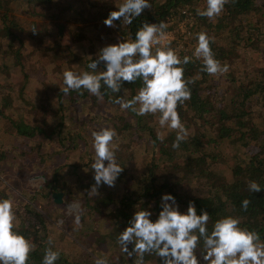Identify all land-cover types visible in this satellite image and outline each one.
<instances>
[{
    "label": "trees",
    "instance_id": "16d2710c",
    "mask_svg": "<svg viewBox=\"0 0 264 264\" xmlns=\"http://www.w3.org/2000/svg\"><path fill=\"white\" fill-rule=\"evenodd\" d=\"M200 1L203 4H199ZM122 2L0 0V25L5 30L4 36L14 39L7 53L18 55L21 43L34 45L39 55L51 51L53 60L44 62L42 59L39 67L45 74L54 72L52 75L59 81L52 83L45 75L42 80H37L41 101H19L25 109L42 108L41 118L30 112L25 113L30 116L16 118L10 112L9 101L0 97V120L8 126L0 136V163L16 153L18 157H32L35 166L44 169L43 164L53 160L55 154L64 157L63 161L47 168L51 173L44 185L46 195L56 207L48 216L35 205L36 198L28 196L26 190H5L0 177V199L10 198L13 201L14 229L34 245L26 264H42L47 248L59 251L55 264H94L98 258H103L106 264H114L106 256L109 250L106 246H103V253H92L91 240L100 234L102 236L98 223L105 222L100 227L102 229L110 223L107 230L117 242L113 247L121 246L118 237L136 208L148 209L152 213L150 219L154 220L160 210L163 193H171L182 212L189 202L195 206L197 214L201 209L207 211L209 231L217 219L230 215L240 220V227L255 231L259 242L264 244V0H227L222 12L212 18L196 14L197 8L206 7V0H150L151 6L143 9L131 24H125L123 20L114 21L115 32L110 33L112 28L106 26L103 20ZM182 10H187L193 20L189 28L192 37L190 33L185 36L184 32L180 34L179 30L176 31V21L182 18ZM89 13L91 16L88 17ZM165 19L174 22L164 30H173L177 39L184 37L191 45V49L188 47L191 52H184L180 46L177 51L181 59L185 55L190 57L188 63L180 66L184 70V79L191 82L188 84L190 98L182 104L178 103L176 108L187 135L175 149L172 143L177 130L161 127L159 113L140 116L130 109H121L113 102L116 96L130 99L135 95L142 84L139 79L131 83L122 82V89L117 93L102 85L100 97L83 88L69 90L67 94L61 91L65 87L63 73L67 70L77 73L91 71L87 68L90 59L96 60L99 50L111 44L116 33L125 40L134 39L135 32L144 22L159 23ZM202 32L210 37L212 53L222 66L237 65L236 60H243L238 65L241 70L229 80L225 78L217 84L214 75L203 70L202 58L192 54L197 46V36ZM64 39L65 44L72 39L65 46L70 49L68 56L62 44L56 42ZM174 42L175 39L163 46L175 50ZM192 42H195L193 46ZM97 67L96 71H102L104 62L99 61ZM29 80L30 76H25L19 92L29 89ZM227 82L233 90L222 88ZM93 102H99L112 112L103 115L97 110L95 113H84ZM89 126L92 133L105 127L115 130L112 143L116 146V160L122 166L113 186L101 183L93 199L88 194V187L95 184L94 170L90 166L94 162L95 151L93 138L87 129ZM158 134L164 139H157ZM4 136H8L9 140L2 142ZM37 136V141H31ZM47 140L55 142L53 150L41 145ZM18 143L20 146H17ZM71 153H76V156L65 158ZM132 155L143 156L140 159L142 166L136 174V185L127 188L124 185ZM136 163L137 160L133 165ZM70 173L75 180L65 182L63 179ZM252 181L260 185V191L249 190L248 185ZM76 183L83 185L86 191L75 194V190L79 189ZM58 186L65 188L61 198L79 197V221L74 219L79 224H70L69 228L73 227L78 237L88 240L85 245L91 250L87 255H81L85 250L80 246L73 252L77 246L74 241L76 233L68 235V227L56 225L55 212L62 204L53 201L52 192ZM120 189L125 190L127 196H119L115 200L114 190ZM37 193L42 192L38 190ZM244 199L249 201L246 209L241 207ZM67 218L70 220V217ZM106 236L107 232L104 234L105 241L108 239ZM65 244L72 252L67 253ZM198 247L195 252L199 264H207L201 256L204 251L202 241ZM123 255L126 258L136 257L135 253L132 256ZM147 257L153 259L150 264H162V259L154 252L144 254L143 264L147 262Z\"/></svg>",
    "mask_w": 264,
    "mask_h": 264
},
{
    "label": "clouds",
    "instance_id": "9594fccd",
    "mask_svg": "<svg viewBox=\"0 0 264 264\" xmlns=\"http://www.w3.org/2000/svg\"><path fill=\"white\" fill-rule=\"evenodd\" d=\"M227 0H206V7L197 8L199 16L212 18L218 16ZM150 0H123V2L104 18L106 26H113L114 21L131 24L143 9L150 7ZM167 24L144 22L135 32V38L121 40L103 46L96 60L90 59L87 68L91 71L79 73L67 70L63 73L64 94L69 90H87L100 97L101 87L105 86L112 93L122 89V82H142L138 91L130 99L116 96L113 100L121 109H130L137 115L159 113L158 123L161 127L175 129L176 135L172 148H178L186 138L187 132L176 111L178 103L182 104L190 98V89L183 77L180 66L189 62L190 57L182 59L176 50L167 47H156L161 43ZM197 46L193 55L202 58L203 70L215 75L227 71L215 59L210 48V37L199 33ZM155 48V50H153ZM104 62L102 71H96L98 62ZM138 105V107H136ZM94 162L90 165L94 170L95 186L104 183L113 186L122 171V166L115 156V145L112 143L116 133L114 129L105 127L93 132ZM163 140L164 136L157 135ZM106 162V163H105ZM251 192H258L261 187L255 181L248 185ZM249 201H241V207L247 208ZM152 213L139 207L134 211L128 225L118 237L121 251L129 256L136 254L135 264H143L144 254L154 252L162 259V264H199L195 250L203 242L201 253L207 264H264V244L259 242L255 231L240 227V220L234 216L217 219L209 231L207 223L209 213L203 209L197 214L195 206L189 202L185 211H180L175 197L171 193L161 195V206L157 217L152 220ZM15 212L10 198L0 199V264H26L28 255L34 245L23 234L14 229ZM129 245H132L131 249ZM59 251L47 248L42 264H55ZM94 264H106L103 258Z\"/></svg>",
    "mask_w": 264,
    "mask_h": 264
},
{
    "label": "rangeland",
    "instance_id": "374dc122",
    "mask_svg": "<svg viewBox=\"0 0 264 264\" xmlns=\"http://www.w3.org/2000/svg\"><path fill=\"white\" fill-rule=\"evenodd\" d=\"M199 4H203V2H199ZM91 16V13L88 14V17ZM191 25L187 24V23H183V20H181L179 22V24L177 26H184L183 28H181V30H185L184 34L185 36H188L190 33V36L192 37V30L189 29L192 26L193 20L190 21ZM98 27V26H96ZM94 27V28H96ZM109 27V26H108ZM115 27L116 25L111 26L110 28L111 31L110 33L115 32ZM187 27V28H186ZM178 28V27H177ZM177 30H179L180 34L182 33L181 30L178 28ZM186 31H188L186 33ZM5 30L2 28V26L0 25V97L5 98L7 101H9L8 106L10 109V112H12V115L16 116V118L24 115V116H30L27 115L25 113L30 112L31 115L33 114V116L41 118L40 116H42V108H37V109H25V107H22L21 103H19L20 100H31L34 101L36 99L41 101V99H39V83H37V80H42L43 78H45V75L47 76V78L49 80H51L52 83H58V79L55 78L52 74H54V72L48 71L46 74L44 73V71L42 69H40L39 67V63L42 62V59H44V62H51L53 60L52 58V52L51 51H45V53H43L42 55L38 54V51L35 50L33 48L34 45L29 44V46H26L25 44L20 45V52H18V55H14V54H9L7 53V51L9 50L8 48H10L11 46H13V38H8L5 37ZM111 35V34H110ZM179 39H177V37H175V42L174 44H176L175 46V50L178 51V47L180 46L182 48V50L184 52H188L191 49V45H188V40L184 39V37H178ZM70 42L65 44V39L64 40H56L57 43H61L63 46L62 49H64V53L67 54L66 56H68L69 54V50L67 49V47H65L67 44H70L72 39H68ZM123 41L125 40L121 35L119 36V34L116 33V37L113 41H111V44L117 43L118 41ZM162 42H164V37L162 38V40H160ZM193 44H195V42H192V46ZM18 45H16L15 47H17ZM14 47V48H15ZM188 47L190 49H188ZM194 50V49H193ZM192 50V51H193ZM191 52V51H190ZM193 54V52H192ZM237 61V65L235 63L231 64V65H227V71L224 73H217L214 75V79L215 82L217 84L221 83L222 79L227 78L229 80V78L235 74H237L241 69L238 66L239 64L243 63V60H236ZM249 61V60H248ZM246 60H244V62H248ZM25 70V72H24ZM28 76H30V80L28 81L29 83V89L27 88L26 90H23L22 92H19V88L21 87L22 84V80ZM32 86V88L30 87ZM26 88V86H25ZM24 88V89H25ZM222 88H224V90L227 91H231L232 87H228V82L227 84H225ZM233 90V89H232ZM29 97H28V96ZM87 100V99H86ZM88 101V100H87ZM18 102V105H17ZM97 110V112L100 113V115L103 114H108L111 113L112 111L110 110V108L104 106V105H100L99 102H93L91 103V105L88 107V109L86 111H84V113L88 114V113H95ZM24 119L28 120V118L24 117ZM101 125L102 122L100 123ZM96 125V124H94ZM93 127V125H91ZM89 126L87 129L89 130L90 133V137L93 138V133L91 132L92 127ZM102 128V127H101ZM8 126L7 124H2V121L0 120V136L2 134L3 131L7 130ZM39 139V137H35L33 138L31 141H37ZM9 140L8 136H4L2 137V142H5ZM92 143H93V139H92ZM91 143V144H92ZM43 147H45L46 149H52L53 147H55V142L52 140H47V142H44L41 144ZM17 146H20L19 143ZM138 149V147L136 148V150ZM94 152V150H93ZM76 153H71V155L65 157V158H69L70 157H75ZM28 157V156H27ZM146 157V155H145ZM143 158L142 155H132L130 157V161H129V166L127 167L128 169V178L127 181L125 183V187L130 188L129 186L133 187L134 185H136L137 181H138V177L136 176V174H138V170L141 168L142 166V162L140 161V159ZM66 159V160H67ZM64 160L63 155H58L55 154V157L53 158V160H48L45 164H43L44 169L39 168V166H35V161L32 157L30 158H22V157H18L16 155V153L14 154V156H8L4 159V161L2 163H0V177H2L3 179V185L2 187L5 188V190H13V191H22L23 189L26 190V193L28 194V196L33 195L34 199L36 198L35 205L37 207H39L40 209H42L44 211V214L46 216H48V214L51 212H53L55 210V205L52 203V199L50 198L49 195L47 194V189L44 186L45 183L47 182V180L50 177V173L51 170H47L48 167H50L53 163H59L61 161ZM137 160L136 165L134 166L133 163L134 161ZM86 169V168H85ZM71 173L68 175V177H65L63 180H65V182H73L75 179L71 178ZM127 183H129V185H127ZM78 186V190H75V194L79 195L78 192L80 193V191H86V188L83 185H79V183H76ZM101 185V184H100ZM95 186V184L91 185L88 187V189H90V192L88 193L90 196V199H93L97 196L98 193V189L96 191L95 194H92V190L91 188ZM99 186V185H98ZM96 186V187H98ZM197 186H199V184H197ZM117 188V187H116ZM124 188V189H127ZM72 189H74L72 187ZM114 189V188H110ZM42 192L41 194H38L37 191ZM52 191V190H51ZM25 192V191H23ZM62 192H65V188L62 189V186H58L57 188H55V191L52 192V197L54 195V193L56 194H61L62 196ZM49 193V192H48ZM114 193L116 195L115 200L118 199V197H123V196H127L126 195V191L125 190H114ZM108 195V193H107ZM61 196L59 197L61 199V206L56 210L55 214H57L56 216H54L57 219V224L56 225H62L64 226L66 229L68 227V229L66 230V233L68 235L75 234L77 232V230H75L72 226V228L70 227V224L73 225H78L79 222L75 221L78 220V212L81 211V205H80V200L79 197H74V198H70V199H65V197L63 196V198H61ZM68 198L70 197L69 194L67 195ZM59 203V202H57ZM61 214H65L64 216H62ZM94 218L97 217L96 214L93 215ZM53 217V219H54ZM70 217V220L67 218ZM72 219V220H71ZM75 219V220H74ZM79 221V220H78ZM105 222L100 221V223H98V229H100V232H102V236L101 234L99 236H96L95 238H93L91 240V242L93 243L92 245V253L93 251L98 252V254L103 253L104 247L106 246V248H109V250L106 252V256L108 257V260L111 261L114 264H134V259H136V257H131V258H126L123 254L124 252L121 251V246L118 245V247H113V244L117 242H115L113 239V235L110 231H108L107 227H109L110 223H107V226H104V229L100 228L101 225H104ZM104 232V233H103ZM107 232L108 236H106L108 239L105 241L104 238V234ZM77 238L74 240L75 243L77 244L76 247H74L73 252H75L77 247H82L85 251H83L81 253V255L85 254L87 255V252H90L91 247H87L85 245V242L88 241L86 239H83L82 237H78L77 233H76ZM104 242V243H103ZM88 244H90V242H88ZM104 246V247H103ZM65 249L67 250V253L72 252L70 250V247H68V244H65ZM147 262L144 264H150L153 262V259L147 257Z\"/></svg>",
    "mask_w": 264,
    "mask_h": 264
},
{
    "label": "built area",
    "instance_id": "2783aa9c",
    "mask_svg": "<svg viewBox=\"0 0 264 264\" xmlns=\"http://www.w3.org/2000/svg\"><path fill=\"white\" fill-rule=\"evenodd\" d=\"M181 15H182V18L181 19H178L176 21V26L179 24V22L181 20H183V23H187V24L191 25L190 21L192 20V18H191L190 13L187 10H182L181 11ZM163 22H165L167 25L170 26L171 24H173L174 20H168V19L166 20L165 19ZM177 27L181 30V28H183L184 26H177ZM177 29H176V31H177ZM185 30H183V31L181 30V32L183 33ZM173 32H174L173 30H171V31L170 30H164L163 35H161L159 37L160 40H162V38L164 37V42L161 41V43L158 46H163L165 44H169V42L171 40L175 39V35H174Z\"/></svg>",
    "mask_w": 264,
    "mask_h": 264
},
{
    "label": "water",
    "instance_id": "95a60500",
    "mask_svg": "<svg viewBox=\"0 0 264 264\" xmlns=\"http://www.w3.org/2000/svg\"><path fill=\"white\" fill-rule=\"evenodd\" d=\"M60 196H61L60 193L59 194L54 193V195H53V201L60 203V201H61V199L59 198Z\"/></svg>",
    "mask_w": 264,
    "mask_h": 264
}]
</instances>
